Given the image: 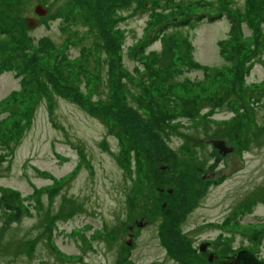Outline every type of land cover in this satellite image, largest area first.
<instances>
[{
	"label": "rangeland",
	"instance_id": "1",
	"mask_svg": "<svg viewBox=\"0 0 264 264\" xmlns=\"http://www.w3.org/2000/svg\"><path fill=\"white\" fill-rule=\"evenodd\" d=\"M49 1L58 10L35 13ZM248 2L264 4L71 0L72 11L69 0H22L0 10V264H221L258 243L264 253V40L244 60ZM51 53L49 98L32 111L24 101L29 120L14 124L10 100L27 79L11 57L54 66ZM66 71L72 84L57 74ZM122 76L131 102L155 107L133 102L126 114ZM113 86L116 101L101 105ZM141 183L144 195L127 194Z\"/></svg>",
	"mask_w": 264,
	"mask_h": 264
},
{
	"label": "trees",
	"instance_id": "2",
	"mask_svg": "<svg viewBox=\"0 0 264 264\" xmlns=\"http://www.w3.org/2000/svg\"><path fill=\"white\" fill-rule=\"evenodd\" d=\"M21 1L22 0H0V10L4 11L5 14L7 15V12H11L10 8H13L17 4L21 3ZM69 1H70V4H69L68 8L72 9V11H73V6L74 5L71 3V0H69ZM45 7L47 8L46 15L50 14L52 12V10L56 11L59 8V6L57 5V6H55L54 9L51 10V2L50 1L45 3ZM75 15H76V13H75ZM8 16L11 17L10 14ZM242 17H245L246 18L245 21H246L247 25L251 26L253 28L252 36H250V39H249L250 41L248 43H246L247 44L246 45V53H249V56H245L244 60L247 61L251 57L250 54L253 53V52L255 53V51L259 49L260 44H261V40H264V35L261 34L260 31H259V27H260L259 24L261 23V21L264 20V4L262 6H261V4L252 5V4H250V2H248V4L245 5V7H244V11H243ZM14 18H16V16H14ZM13 26L15 27V29L20 31L19 30L20 29V21L18 22L17 25L14 22ZM11 30H12L11 27L10 28L9 27L8 28H3L2 29V31H3L2 33H4L5 31H8V33H11ZM1 35L3 37L5 36L4 37L5 39L9 38L8 35H5V34H1ZM170 35H174V34L171 33ZM174 38H175L174 41H176V37L175 36H174ZM46 40H48V38H46ZM250 42H251V44H249ZM178 45H180V44H178ZM182 47L184 48L185 45H182ZM232 52H233V50L230 51V53H232ZM51 57L54 60V63H53L54 66H48V64L45 61L41 62V63H38L39 64L38 65L37 62L33 63L29 57H26V56L22 57L21 55H18V54L17 55H13L11 57V65H12V67L14 69H17L21 73V75L25 79H27V80L22 79L20 81V86H22L21 89H25L24 94L20 93L18 96H15V97H13L10 100V101L14 100L13 104H15V105L11 109L15 113V117L17 119L19 118L18 121L14 122V124L19 125V123L22 121L21 122L22 124L21 123L20 124L24 125V123H26L29 120L30 115H29V112H28L26 104L24 105L23 109H21V111L18 110V106L19 105L21 106L24 103V101H26L27 99H30V101H32L33 104H32V106H31V108L29 110V111H32L33 108H34V101L36 102V100H38V98L43 97V95H47V97L49 98V91H47V89H46L47 86L46 85L50 84L51 87L54 86V83H53L54 81L50 78V70H51V68H56L57 67L56 60L58 58V55H53L51 53ZM231 58L233 60L235 59V57H231ZM46 59H48V58H44V60H46ZM25 60H27L29 62V64ZM237 60H239V57H238ZM237 60L235 61V65H237V63H238ZM177 61H178V59H177ZM177 64H178V62H177ZM176 67H177V65L176 66L168 65L166 67L168 70L171 71V74H168L169 83L170 82H174L176 80L172 76V72L174 70H177ZM163 68H165V65H162V66L157 65V67L155 69L158 70V71H161L160 69H163ZM223 71L224 70H221L220 72H223ZM57 74L60 77H65L66 76V82L67 83H70V84L73 83V81H72L73 78L70 77L68 71L64 72L63 74H62V72H58ZM47 79H49V82H47ZM124 83H125V78H124V76H122L121 79L119 80V84H121L120 85V89H121V92H122V98L123 99L125 98L127 104L129 105V106H127L125 104V106L127 107V108L124 109L126 114H132L130 112L131 110H134V113H135V111L138 109V107H136V106L134 107L133 102H136L137 106L139 104V106L146 107V108L155 107V105L148 98L146 100H141V99L137 98V99H135V101L133 100V102H131L130 99H129L130 93L127 92L128 91L127 89H125L126 91L123 90L122 86H123ZM26 88H27V90H26ZM143 88L144 89H141V92L143 91L145 93V87L143 86ZM117 89L118 88H116L115 86H113L112 88L109 87L108 92L105 93L106 94V96L104 98L105 100L102 99V100H104L103 101L104 104H101V105H105L106 103L109 105V103L112 104L114 100L116 101V99H114L115 98L114 91L117 90ZM257 90L259 92H262L263 89H257ZM158 96L159 95L156 94L154 97L156 98ZM161 104H163V102H161ZM104 109H105V111H109L108 107H102V106H101V109H99V110L102 111ZM164 109L166 111H170L169 108L164 107ZM105 111H103V112H105ZM162 116H165V114H162ZM105 117H106L105 119L108 120L109 117L107 115H105ZM142 117H143V120H145L147 118V115L146 114L142 115ZM126 118L129 119V116L127 115ZM133 122H134V120H133ZM118 130H119V128H118ZM153 133L155 135H157V136L162 137V138L164 137L163 134H165L158 124L155 127V130H154ZM0 141H2V140H0ZM158 147L159 146H157L156 148H158ZM142 161L146 164V159L142 160ZM146 168H147V164H146ZM142 180H144V182H146V184H147L146 185V189H147V187L149 185H151V184L148 183V181L151 180V178H148V179L142 178ZM138 189L139 190L137 192L135 191L134 193H127V194L130 195V196L132 195V198H134L137 194L138 195H144L146 193V191H144V187H143L142 183L139 184ZM128 201H130V197H128Z\"/></svg>",
	"mask_w": 264,
	"mask_h": 264
},
{
	"label": "water",
	"instance_id": "3",
	"mask_svg": "<svg viewBox=\"0 0 264 264\" xmlns=\"http://www.w3.org/2000/svg\"><path fill=\"white\" fill-rule=\"evenodd\" d=\"M34 9L35 13L38 15H43L46 12V8L39 3L35 5ZM24 20L28 27L38 23V20L35 17L26 16ZM209 142L213 147H216L220 153H225L231 149V146L226 145L223 139L220 138H209ZM229 264H264V260L258 259L249 250L241 249L235 253Z\"/></svg>",
	"mask_w": 264,
	"mask_h": 264
},
{
	"label": "flooded vegetation",
	"instance_id": "4",
	"mask_svg": "<svg viewBox=\"0 0 264 264\" xmlns=\"http://www.w3.org/2000/svg\"><path fill=\"white\" fill-rule=\"evenodd\" d=\"M46 13H47V8H46ZM263 219H264V217H263ZM219 231H220V229H219ZM212 239V238H211ZM216 239V238H215ZM214 239V240H215ZM205 242H206V247L208 248V243H211L210 241H208V240H205ZM202 244H203V242L199 245V248L201 249V250H204L203 249V247H202ZM258 245H260V243H258V244H256L255 246H253V248H252V250H256L257 252L254 254L256 257H259V258H262V259H264V253H263V251L262 252H260L261 250L259 249L258 250ZM206 247H205V249H206ZM235 255V253L234 254H230V255H228V256H225V258L221 261V264H229L231 261H232V258H233V256ZM208 256H209V259L212 257V253H208Z\"/></svg>",
	"mask_w": 264,
	"mask_h": 264
}]
</instances>
